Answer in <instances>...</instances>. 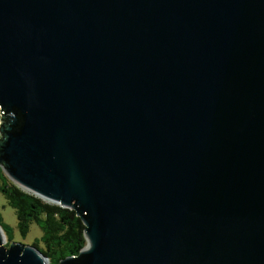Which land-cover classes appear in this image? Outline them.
<instances>
[{
  "label": "water",
  "instance_id": "obj_1",
  "mask_svg": "<svg viewBox=\"0 0 264 264\" xmlns=\"http://www.w3.org/2000/svg\"><path fill=\"white\" fill-rule=\"evenodd\" d=\"M0 168L83 224L55 264H264V0H0Z\"/></svg>",
  "mask_w": 264,
  "mask_h": 264
},
{
  "label": "trees",
  "instance_id": "obj_2",
  "mask_svg": "<svg viewBox=\"0 0 264 264\" xmlns=\"http://www.w3.org/2000/svg\"><path fill=\"white\" fill-rule=\"evenodd\" d=\"M0 194L15 215L16 228L25 235L30 224L34 223L41 231L39 242L31 245L38 248L48 260L55 264L60 259L75 255L84 245L83 224L72 209L44 201L37 196L24 192L12 183L0 168ZM5 246L10 240L2 224Z\"/></svg>",
  "mask_w": 264,
  "mask_h": 264
},
{
  "label": "rangeland",
  "instance_id": "obj_3",
  "mask_svg": "<svg viewBox=\"0 0 264 264\" xmlns=\"http://www.w3.org/2000/svg\"><path fill=\"white\" fill-rule=\"evenodd\" d=\"M0 223L2 224L10 242H18L21 244H31L33 241H37L40 244L39 236L41 234L40 229L34 223L30 224L28 231L25 235H20L16 228V219L13 209L8 206L0 194Z\"/></svg>",
  "mask_w": 264,
  "mask_h": 264
}]
</instances>
